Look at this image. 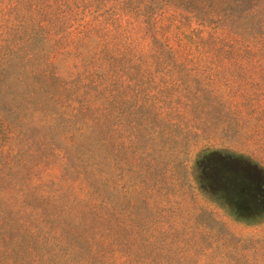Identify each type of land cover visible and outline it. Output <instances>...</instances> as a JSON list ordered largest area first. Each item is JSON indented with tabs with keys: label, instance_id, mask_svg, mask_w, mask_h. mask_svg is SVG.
I'll list each match as a JSON object with an SVG mask.
<instances>
[{
	"label": "rangeland",
	"instance_id": "374dc122",
	"mask_svg": "<svg viewBox=\"0 0 264 264\" xmlns=\"http://www.w3.org/2000/svg\"><path fill=\"white\" fill-rule=\"evenodd\" d=\"M0 264H264V0H0Z\"/></svg>",
	"mask_w": 264,
	"mask_h": 264
}]
</instances>
